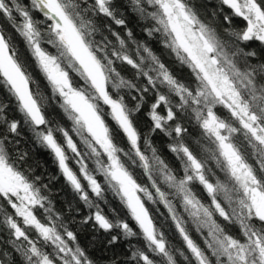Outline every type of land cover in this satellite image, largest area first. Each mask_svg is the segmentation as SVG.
Here are the masks:
<instances>
[{
    "label": "snow or ice",
    "instance_id": "6c2138e0",
    "mask_svg": "<svg viewBox=\"0 0 264 264\" xmlns=\"http://www.w3.org/2000/svg\"><path fill=\"white\" fill-rule=\"evenodd\" d=\"M129 10L146 22L149 37L159 35L189 81L133 39ZM221 13L229 25L223 35L191 0H0V18L12 29L0 28V87L90 210L81 223L118 232L109 245L120 235L142 238L130 257L136 264H264V59L247 50L256 43L264 52V0H217L211 15ZM234 19L242 26L232 27ZM53 103L70 129L50 115ZM146 103L151 123L142 136L135 117ZM8 108L0 102V264H93L45 194L48 185L18 166L28 153L18 149L21 122L9 118ZM155 133L171 141L178 168L153 146ZM133 167L150 187L138 182ZM109 192L139 233L127 219L104 213ZM150 204L167 210L179 245Z\"/></svg>",
    "mask_w": 264,
    "mask_h": 264
},
{
    "label": "trees",
    "instance_id": "16d2710c",
    "mask_svg": "<svg viewBox=\"0 0 264 264\" xmlns=\"http://www.w3.org/2000/svg\"><path fill=\"white\" fill-rule=\"evenodd\" d=\"M24 3H28L29 0H22ZM201 13L202 19L205 22L210 23L213 27H216L218 31L223 35V28L228 27L223 21V14L221 13L218 16H212L211 13L215 10L217 5V0H191ZM118 3L123 4L125 0H118ZM124 11L123 8H121ZM227 8L224 9V12H229ZM37 18L42 19V15L36 14ZM125 19L127 22V28L133 32V39L139 43L146 44L152 51L161 58V60L183 81L187 82L191 79V74L186 68H181V66L176 62L175 57L171 55L166 49L163 48V45L160 42L159 35H154L153 37H149L145 32L146 22L139 20L135 14H133L130 10L125 13ZM242 26V22L239 19H234L232 27H240ZM0 28H5L9 32L12 31L11 26L8 22L2 18H0ZM122 36H125V29H119ZM99 38V37H97ZM18 47H23L22 43L19 42V38H17ZM128 46L130 51L135 54L136 44L132 41L128 42ZM247 50L252 51L255 50L258 53V59H264V52H261L258 44L253 43L251 47ZM126 75L130 78V73ZM50 95V90H47ZM127 102L130 106L134 104L130 97H126ZM151 97H149V102ZM0 102L4 104H8L9 108L7 110V115L9 118H15L20 120L21 122V136L19 137V145L18 149L20 152H27L28 155L25 161L20 162L16 161L18 166L22 171L25 172L26 175L30 177H41V181L43 184H47L48 188L44 190L45 194L49 196L52 200L54 209L60 213V215L64 218V223L67 224L69 229L73 231L77 236V243L79 246L85 251L86 256L90 259L93 264H136L135 261L131 260V253L135 247H143L142 238L131 237L125 239L122 235H120L117 243L113 245L108 244V240L111 238V235H117L118 232L114 231L113 233L107 234L102 231H96L93 228L92 224H82L81 221L84 217L90 214V210L83 204V202L79 201V198L75 196L72 192L71 188L67 185L63 176L60 174L57 163L55 162L54 156L51 151L40 144L36 143L32 133L28 130L27 126L23 124V117L15 108V101L12 100L7 93V91L0 87ZM147 103L140 113L136 114L135 123L140 131L141 135H145L148 133L150 128V120L147 116ZM50 115L54 116L58 122L62 123L65 127L71 128V122L67 121L66 118L63 117L62 112L58 108V106L53 103L49 107ZM74 135V134H73ZM58 140L63 143V138L58 135ZM122 146H126V141L121 138ZM151 142L154 147H156L158 153L161 157L171 166L178 168L179 162L175 159L174 155L168 150V144L171 142L168 137L163 136L161 133H155L151 137ZM81 149L83 146H80ZM193 150L199 152L197 146L193 145ZM11 155L15 160L17 155L16 147H13ZM71 156V153H69ZM210 163V166L214 167V165ZM70 166L74 171L78 172V166L76 165L74 160L69 161ZM90 167H94L91 161H89ZM132 171L134 172L139 183L144 184L145 186L150 187V182L148 178L143 174L142 169L133 167ZM54 178V179H53ZM102 182V177L99 178ZM86 183V182H85ZM165 191H168L166 186H163ZM203 195V194H202ZM107 200L109 203L105 204L101 202V207L106 215L110 218L119 215L120 218L127 219L130 226L133 227L137 233H139V229L136 227L135 222L131 220V218L127 214V210L120 204L119 200L112 196L109 192L106 194ZM93 199H95L93 197ZM205 202H207L206 195H204ZM174 203H176L174 201ZM71 206V209H70ZM163 206V205H162ZM161 204L158 205H149L152 210V214L155 217L157 224H164V231L167 237L175 244L179 245L181 241L179 240L178 235L175 233L174 227L171 225L170 219H166L167 210ZM157 208L159 209L157 211ZM113 209L115 211H113ZM11 210L9 209V212ZM91 211H95L92 209ZM178 211L184 216L187 220L186 213L182 212L179 207ZM3 219L2 214H0V220ZM189 230L194 239L197 240L198 243L202 242L199 239V235L196 233L194 226L190 222H188Z\"/></svg>",
    "mask_w": 264,
    "mask_h": 264
},
{
    "label": "rangeland",
    "instance_id": "374dc122",
    "mask_svg": "<svg viewBox=\"0 0 264 264\" xmlns=\"http://www.w3.org/2000/svg\"><path fill=\"white\" fill-rule=\"evenodd\" d=\"M74 75V74H73ZM168 190V189H167ZM174 201L176 202V204H177V207H179V201L178 200H175L174 199ZM161 206H162V204H161ZM162 208H163V206H162ZM179 209L183 212V209L182 208H180L179 207ZM186 216H187V214H186ZM190 223H191V221H189ZM199 237V236H198ZM199 239H200V237H199ZM201 241V240H200ZM202 242V241H201Z\"/></svg>",
    "mask_w": 264,
    "mask_h": 264
}]
</instances>
